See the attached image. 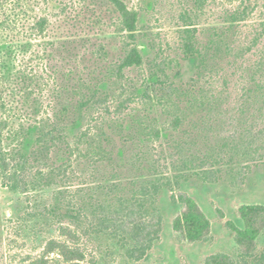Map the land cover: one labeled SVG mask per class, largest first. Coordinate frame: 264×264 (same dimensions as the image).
Segmentation results:
<instances>
[{"label": "rangeland", "instance_id": "obj_1", "mask_svg": "<svg viewBox=\"0 0 264 264\" xmlns=\"http://www.w3.org/2000/svg\"><path fill=\"white\" fill-rule=\"evenodd\" d=\"M0 1V264H33L52 239L83 264H264V217L250 247L232 228L246 227L241 207L264 206V0H122L135 39L110 0ZM186 24L198 61L184 57ZM130 45L143 62L120 69ZM82 77L97 95L75 112ZM63 104L69 155L34 162ZM182 197L210 222L200 239L178 226Z\"/></svg>", "mask_w": 264, "mask_h": 264}, {"label": "trees", "instance_id": "obj_2", "mask_svg": "<svg viewBox=\"0 0 264 264\" xmlns=\"http://www.w3.org/2000/svg\"><path fill=\"white\" fill-rule=\"evenodd\" d=\"M117 8L118 12L120 13L122 20V26L123 29L127 32H129V37L131 39H135V32L138 29V12L130 9L122 0H110ZM201 1V0H199ZM1 6V1H0ZM248 12V7L244 5L243 7H238L233 12L229 13V21L238 22L240 20H243L246 18V14ZM191 24H186V27L183 31L184 35L183 37V52L185 53L186 59H195L198 61L201 58L200 50L198 47L195 46V42L193 40V36H191L192 32L195 31V29L191 28ZM143 62V53L140 51V49L137 46L130 45V51L129 53L124 57L120 64V69L124 67H131V66H140ZM81 83L77 84L78 86L72 88L73 93L77 95L76 101L74 102V110L75 112L77 110H81L82 107L89 105L91 102H95L94 99L97 95V89L93 88L92 86H89L86 80L82 77ZM82 88H86L87 91H85ZM95 96V97H94ZM69 106L63 104L62 108L59 110H56L55 108H51V111L48 113V127L45 129V131L39 135L38 140L36 141L39 146H42L45 143V150L42 152L40 151L38 155H35L33 157L34 162L41 161L40 159L45 156L46 151V157L51 156V151L55 148L58 150H64L62 151V156H68L69 154V143L67 141V136L65 134V126L64 121L66 119L65 113L68 111ZM102 110L108 111V107H103ZM98 123L97 129H96V135L99 136L101 139L102 136H105L104 139H106V128H112L111 121L109 119H104V113L102 112L100 115V118L98 117ZM93 129L90 128L89 132L85 133L87 136L89 133H92ZM95 132V129H94ZM94 143L95 139H92ZM78 141H82V137L78 138ZM94 145V144H93ZM65 147V148H64ZM98 149V145L96 146ZM44 148V147H42ZM64 148V149H63ZM99 148H102V145L99 146ZM75 149L79 152L80 147L77 144L75 145ZM105 150V149H104ZM75 151V150H74ZM30 155H27L24 158V162L28 163ZM1 158V166L3 167L4 171L3 174L6 175V173H9V164L7 161V158L5 154L2 153ZM34 182V181H32ZM36 182V181H35ZM12 184V181L7 184ZM16 189V186L12 187ZM185 204L187 205V210L183 213L182 219L178 220V226L183 228L187 235L192 239H200L205 234L209 232L210 229V222L205 217L203 213H201L195 204V202L190 197H182ZM240 212L242 217L244 218L246 222V227L241 229L235 225H232V228L235 230L237 234V240L239 243H241L244 246L250 247L255 244L256 238L261 232V219L264 217V206L259 205H245L240 208ZM64 234H67L70 237H77V234L72 231L70 228L65 227ZM57 252L59 255V258H62L63 261H65L67 264H83V260L85 258L84 252L78 248V247H72L65 241H59L56 239H52L47 243V246L44 250V255L35 261L33 264H46L49 260V255L51 253ZM214 262L218 261V258H214ZM223 264H227L226 260L227 257H223ZM221 260V261H222Z\"/></svg>", "mask_w": 264, "mask_h": 264}]
</instances>
